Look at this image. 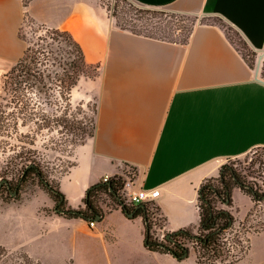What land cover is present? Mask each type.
Instances as JSON below:
<instances>
[{
  "label": "crops",
  "instance_id": "obj_1",
  "mask_svg": "<svg viewBox=\"0 0 264 264\" xmlns=\"http://www.w3.org/2000/svg\"><path fill=\"white\" fill-rule=\"evenodd\" d=\"M132 1L196 18H220L262 55L259 71L263 66L264 0ZM34 2L24 7L22 0H0V98L3 76L23 54L19 30ZM63 2L69 10L67 29L86 61L98 65L90 85L96 101L93 134L75 146L73 164L55 178L67 207L82 208L89 186L105 175L125 172L127 165L135 170L138 187L159 190L155 208L163 233L181 228L196 233L201 183L217 177L225 160L264 147V79L217 24H197L186 43L172 42L120 30L100 9L78 16L77 1ZM221 208L233 216V228L253 222V211L262 210L237 187L231 191V204ZM74 221L83 223L75 229L92 240L78 241L75 233L68 243H55L58 252H74L66 253L72 264L84 262L76 258L80 252L89 256L86 264L195 263L192 250L181 261L147 250L142 218L128 219L119 208L105 212L92 228L81 219L39 215L37 224L45 233L38 239L57 234L62 222ZM245 236L247 251L232 264H264V230ZM36 260L41 264L40 256Z\"/></svg>",
  "mask_w": 264,
  "mask_h": 264
},
{
  "label": "trees",
  "instance_id": "obj_2",
  "mask_svg": "<svg viewBox=\"0 0 264 264\" xmlns=\"http://www.w3.org/2000/svg\"><path fill=\"white\" fill-rule=\"evenodd\" d=\"M229 29L246 48L245 54L241 52L246 61V56L254 61L256 53L249 49L235 30L231 27ZM37 32L32 43L24 48L22 56L3 76L1 100L11 109L7 115L12 121L13 129L17 130L19 121L22 126L27 127L24 136L31 138L30 144H33L36 133L43 130L56 131L64 136L63 143L71 152L75 146L92 136L96 114V101L87 109L83 108V102L73 105L72 92L82 79L97 76L98 65L86 61L82 46L69 30L40 25ZM189 34L180 43H186ZM248 64L252 67L251 63ZM3 114L4 111L0 110L1 122ZM125 168L135 175L132 167L126 165ZM29 176L35 177L46 189L55 203L56 215L86 222L96 221L97 217L101 219L107 212L99 205V197L104 195L114 203L111 209L119 208L128 219L142 218L143 245L147 250L166 253L181 261L187 258L191 248H194L196 249L194 264H204L202 262L204 258L222 259L223 250L226 249L228 242L227 236L233 233L234 218L221 206L231 204V191L234 187L249 195L255 203L264 200V190L245 182L232 165L223 164L220 166L218 176L205 179L197 190L199 211L197 232L193 233L189 228H181L173 232H165L162 239H159L152 229L151 219L154 213L147 204H141L143 205L141 208L126 203L120 192V180L111 179L107 182L100 180L89 186L82 200L83 207L73 209L67 207L65 198L55 181H49L40 169V160L34 159L31 155L25 158L20 181H24ZM130 213L133 214L132 217H129ZM234 236L236 243L243 242L237 234ZM244 242L246 246L245 248L242 246L241 257L248 248L247 239H244ZM225 252L229 251L225 250ZM241 257L221 264H232ZM0 264H39V262L24 251L10 252L0 246Z\"/></svg>",
  "mask_w": 264,
  "mask_h": 264
},
{
  "label": "rangeland",
  "instance_id": "obj_3",
  "mask_svg": "<svg viewBox=\"0 0 264 264\" xmlns=\"http://www.w3.org/2000/svg\"><path fill=\"white\" fill-rule=\"evenodd\" d=\"M31 1L22 0L23 6L27 7ZM63 1L59 4L54 3L53 0H35L31 7V13L29 14L25 10L23 23L19 30L25 47L35 39L40 25L65 29L69 27V10ZM75 1L78 4V16L90 8L100 9L120 30L172 42H182L197 24H217L229 35L233 44L241 52L246 53V48L229 29L230 26L217 17L196 18L171 8L144 7L132 0ZM246 58L255 68L257 57L254 58V61L249 56ZM259 75L264 79L263 66L260 68ZM93 79L92 77L84 78L80 81L79 86L74 89L73 105L83 102L84 109L92 107L95 101V95L90 87ZM0 110L4 111L3 121L0 120V246L10 252L24 251L35 260L37 256H40L41 264H72V257L66 253L74 256V252L67 250L61 253V251L54 250V246L59 241L68 243L73 239L72 236L75 233L78 241H91L88 234L85 235L75 229L76 226L79 227L83 223L80 221L62 222L63 227L57 234H51L46 239H38L45 233L43 225L39 227L37 224L39 215L55 214V203L35 177L29 176L24 181H20L21 169L27 155L40 160V169L49 181L54 182L55 178L66 172L72 164V151L70 152L65 147L64 136L56 131L43 130L36 133L33 137V144H30L31 138L24 136L27 133V127L22 126L19 121L17 130L13 129L12 121L8 119L7 115L11 109L1 98ZM223 164L232 165L245 182L264 190V147L253 148L241 156L225 160ZM99 205L102 210L108 211L114 206V203L106 196L100 195ZM36 210L37 213H35ZM253 213L257 217L253 222L247 221L238 225L233 229V233L227 236L228 242L226 249L223 250L222 259L204 258L202 262L204 264L209 262L221 264L241 257L242 246L244 248L246 246L244 242L246 232L260 231L264 228V211L255 209ZM32 221L33 226H29ZM87 225L88 228H91L88 223ZM234 234H237L243 242L236 243ZM27 250H31L32 254ZM191 250L195 251L196 249L191 248ZM225 250L229 252H225ZM79 256L84 261L80 264H86L90 259L86 253H77L76 258ZM189 262L190 260L186 259L184 263L188 264Z\"/></svg>",
  "mask_w": 264,
  "mask_h": 264
},
{
  "label": "built area",
  "instance_id": "obj_4",
  "mask_svg": "<svg viewBox=\"0 0 264 264\" xmlns=\"http://www.w3.org/2000/svg\"><path fill=\"white\" fill-rule=\"evenodd\" d=\"M111 179H114L115 181L120 180V192L126 203L133 205L147 204L149 206L150 211L154 213L151 219L152 229L156 237L162 239V237L164 236V233L162 232L163 220L158 215L157 211H155V200L159 196V190L138 187L135 181V175H133V173L129 171V169L121 174L113 176L105 175L102 177L101 181L107 182ZM257 204L262 208V211H264V200L258 201ZM88 224L92 228L94 227L95 221H89Z\"/></svg>",
  "mask_w": 264,
  "mask_h": 264
},
{
  "label": "water",
  "instance_id": "obj_5",
  "mask_svg": "<svg viewBox=\"0 0 264 264\" xmlns=\"http://www.w3.org/2000/svg\"><path fill=\"white\" fill-rule=\"evenodd\" d=\"M261 59H262V55H258L257 56V59H256V65H255V73H258L259 71V67H260V62H261ZM137 207H143V205H138ZM132 213L129 214V217H132ZM100 219V217H97L96 218V221H98Z\"/></svg>",
  "mask_w": 264,
  "mask_h": 264
}]
</instances>
